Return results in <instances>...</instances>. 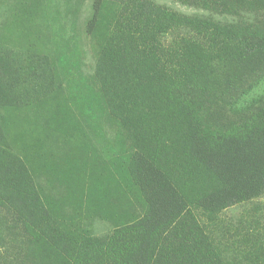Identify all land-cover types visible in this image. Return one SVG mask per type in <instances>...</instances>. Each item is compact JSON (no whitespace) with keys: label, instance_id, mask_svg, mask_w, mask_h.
<instances>
[{"label":"trees","instance_id":"trees-1","mask_svg":"<svg viewBox=\"0 0 264 264\" xmlns=\"http://www.w3.org/2000/svg\"><path fill=\"white\" fill-rule=\"evenodd\" d=\"M171 1L7 0L0 264H264V0Z\"/></svg>","mask_w":264,"mask_h":264},{"label":"rangeland","instance_id":"rangeland-1","mask_svg":"<svg viewBox=\"0 0 264 264\" xmlns=\"http://www.w3.org/2000/svg\"><path fill=\"white\" fill-rule=\"evenodd\" d=\"M158 5H163L175 12L186 14V15H207L205 11H202L200 9H196L194 7L186 6L178 2H174L171 0H153ZM7 0H0V21L2 19V16L5 12V4ZM87 15V12L85 13L84 17ZM215 19L223 20L224 17L220 16H213ZM228 19V18H226ZM84 18L82 17L80 19V31L81 33H78L80 41H79V48L82 52V61L84 63V72H92L93 70V51H92V44L89 41V39L85 36V34L82 31V21ZM264 106V79L260 81L258 84H256L245 96L242 97V99L236 104L232 110L231 113H241V112H247L250 111V109L257 108V107H263ZM258 205L262 208V213L254 212L252 210L255 209V207ZM220 219L223 221V223L227 224V228L232 230V227L228 225V221L231 220L234 224L236 221L242 222L243 220L252 221L253 219H257V221L264 225V196L260 197L259 199L255 200L253 203H245L241 206H236L230 209L225 210L221 216ZM242 219V221H241ZM8 226V222L6 224ZM212 228V227H211ZM209 228V230H212ZM109 227L105 226L101 223H95L94 230L97 232V235H103L106 234ZM215 230V228H213ZM10 237H8V241L10 242L13 238L14 242V235L13 233H10ZM236 237L230 238V241L235 240ZM4 245L0 242V256H6L7 251H5ZM11 249L9 252L11 253V259L8 257V260L12 261V258H14V255L16 256V252L18 249V246L11 244ZM16 247V250H15Z\"/></svg>","mask_w":264,"mask_h":264}]
</instances>
